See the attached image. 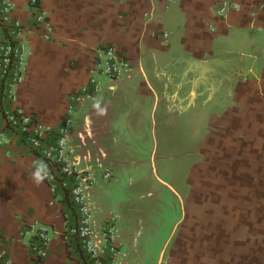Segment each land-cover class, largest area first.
Listing matches in <instances>:
<instances>
[{"label":"crops","instance_id":"obj_1","mask_svg":"<svg viewBox=\"0 0 264 264\" xmlns=\"http://www.w3.org/2000/svg\"><path fill=\"white\" fill-rule=\"evenodd\" d=\"M12 1L11 21L31 25L41 9L51 33L25 34L23 81L14 98L0 100V257L84 264L65 237L75 207L46 180L33 183L42 154L27 135L36 124L55 130L63 122L98 51L113 46L129 66L121 77L102 76L97 92L76 107L67 151L81 168L111 173L87 192L95 227L115 215L117 264H264L259 0H231L238 7L223 15L215 13L217 0ZM6 31L0 26V41ZM214 134L223 135L217 144L229 146L228 156L199 157ZM37 228L49 238L41 259L30 248Z\"/></svg>","mask_w":264,"mask_h":264},{"label":"built area","instance_id":"obj_2","mask_svg":"<svg viewBox=\"0 0 264 264\" xmlns=\"http://www.w3.org/2000/svg\"><path fill=\"white\" fill-rule=\"evenodd\" d=\"M167 2L171 0H166ZM239 1L217 0L215 13L223 15L233 5L238 7ZM37 6V0H29ZM14 7L12 0H0V26L7 28L4 38L0 41V100L3 96L15 97V88L24 78L27 45L25 34L41 29L42 37H50L51 25L45 11L39 9L34 14L31 25L25 26L19 20L11 21L8 13ZM259 7L264 8V0H259ZM213 30L212 25L209 26ZM166 37L167 33L163 32ZM129 63L125 56L119 54L113 46L101 48L92 66L89 68L87 81L78 90L71 93V101L67 105L63 122L51 130L40 124L27 135L28 141L34 148L40 150L42 162L47 165L48 178L45 179L56 193L63 190L68 200L75 207L76 223L66 230V239L73 241V246L83 257L84 264H117L122 243L115 232V215L111 214L103 221L99 228L93 224L92 206L88 197V188L95 184L100 176L108 179L110 171L97 172L81 168L73 162L67 151V140L73 122V113L76 107L88 101L97 92L102 76L109 78L121 77ZM1 110V103H0ZM9 122L14 123L16 116L9 113ZM31 115L22 116L24 124L31 123ZM26 127L23 128L25 130ZM50 132L49 141L42 145L44 133ZM35 167L40 164L34 163ZM30 243L34 255L41 259L46 254L49 238L43 228H37ZM0 264H10L8 259H2ZM132 264V263H124Z\"/></svg>","mask_w":264,"mask_h":264},{"label":"rangeland","instance_id":"obj_3","mask_svg":"<svg viewBox=\"0 0 264 264\" xmlns=\"http://www.w3.org/2000/svg\"><path fill=\"white\" fill-rule=\"evenodd\" d=\"M213 136V140L211 141L210 139V142H213V146H212V148H207V149H205V148H203L202 150H203V154L201 153V150L199 151V157H201V156H205V155H207V156H209V157H215V158H219V157H227L228 155L227 154H225V152H226V150H228V149H226V148H228L227 146H226V144H217V143H221V142H224V141H226L224 138H223V135H221V134H214V135H210L209 136V138L210 137H212ZM235 136V135H234ZM231 137V136H230ZM229 137V138H230ZM214 147V148H213ZM226 149V150H225ZM210 152V153H209ZM207 153V154H206ZM230 157H234V156H230Z\"/></svg>","mask_w":264,"mask_h":264},{"label":"clouds","instance_id":"obj_4","mask_svg":"<svg viewBox=\"0 0 264 264\" xmlns=\"http://www.w3.org/2000/svg\"><path fill=\"white\" fill-rule=\"evenodd\" d=\"M36 186H40L45 179L48 178L47 165L43 162L40 163L39 167L32 173L30 177Z\"/></svg>","mask_w":264,"mask_h":264}]
</instances>
